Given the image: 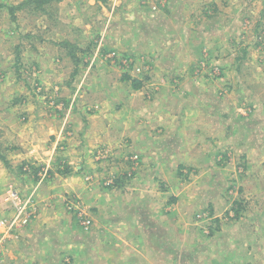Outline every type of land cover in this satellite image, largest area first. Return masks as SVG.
<instances>
[{"label":"rangeland","instance_id":"obj_1","mask_svg":"<svg viewBox=\"0 0 264 264\" xmlns=\"http://www.w3.org/2000/svg\"><path fill=\"white\" fill-rule=\"evenodd\" d=\"M22 1L0 0L6 5ZM74 1L75 4L65 1L55 3V20L35 10L31 4L16 11L14 19L5 7L0 8V148L1 154L6 157V162L0 159V245L11 237L9 233L13 227H9V222L15 217L16 209L14 193L23 199L29 191H34L36 184L31 180L33 177L41 181L38 186L44 192L64 190L67 186L70 190L81 189V182L74 178L78 177L76 166L82 164L88 168L86 172L91 171L89 185L100 193H109V183L115 175L128 172L122 182L114 180L117 187L113 191H129L128 194L137 195L133 210L128 212L129 221L137 223L143 230L141 234L150 246H155L160 238L154 230L160 231L159 227L163 226L157 220L158 213L153 210V205L158 211L169 209L171 213L176 212L175 226L179 225L180 229L172 237L178 255L175 264H192L187 258L190 245L192 248L201 246L199 257L212 253L216 248L211 249V245H216L218 250L228 252L230 257L239 258L241 264H264V0ZM49 12L52 14L53 11ZM205 13H208L206 17ZM62 19L63 23L54 28L53 24ZM122 20L126 21L124 31L120 30V23H116ZM154 25L155 36L148 34L149 28ZM107 27H111L112 38L108 46L112 42V52H107L105 36L102 45L98 42ZM174 29H177L176 37L171 38ZM157 33L163 38L159 39ZM61 36L63 39L70 36L67 38L73 41L74 37L78 38L76 49L79 54L76 55L74 50L76 75H72L75 68V65L71 66L73 61L71 64L67 62L66 66L62 60L57 65L51 58H45L47 53L60 56L61 51L55 48L52 40L59 42L63 40ZM123 38L136 41L128 48H122ZM140 38L147 40L137 42ZM165 45L170 47V51L192 47V57L180 52L179 64L186 62L187 66L196 67L189 74V68L183 71L188 78L173 82V85L160 86V81H154L156 75L151 73L150 66L153 59L157 62L161 60L158 54L161 49L164 51ZM86 48L93 53L86 55ZM60 49L62 52L70 51L69 47ZM107 55L111 57L107 58ZM16 57H21L19 70ZM33 71L36 72L34 75ZM169 76L165 74L163 77ZM131 80L142 82L138 91H150L152 97L147 93L144 96L149 97L147 100L151 97L158 107L148 118L161 114L158 125L162 126L160 123L167 117L164 115L166 105L177 113L175 116L181 114L184 118L183 124L187 127L176 130V121L167 127L169 133H175L170 136L174 137L177 145L176 149L165 153L162 160L165 168H170L171 174L165 179L171 182V186L160 179L148 180L152 179L148 174L143 175L142 180L138 179L141 163L147 160L145 147L134 155L121 153V149L111 151L105 147L106 140L110 138H83L75 135L73 130L75 119H70L83 116V109L89 115L100 114L116 109L120 100L129 95L135 98L143 96L136 90L131 92ZM118 81L121 85L115 83ZM108 83L111 89L106 86ZM42 84L46 87L43 92ZM194 84L195 90H192L190 86ZM114 85L117 87L113 88ZM198 85L201 86L199 89ZM58 86L60 89L54 91ZM195 96L204 102L198 103ZM30 98L44 103L48 98L55 103L65 100L67 104L62 103L61 113L70 114L66 120L71 123L69 127H66L65 121L61 123L50 119V115L54 114L47 113L45 105H42L44 118L49 120H38L35 127L29 126L28 118L24 116L29 111ZM130 100L135 104V99ZM70 101H74L73 106ZM183 104L185 108L178 111ZM199 107L202 116L193 121L194 116H199ZM157 120L151 121L157 125ZM193 122L201 123V129L206 131L201 133L202 137L197 142H192L193 147L187 148L189 144L182 136L190 135L189 126ZM104 123L101 121V124ZM6 130L33 131L30 141L34 144L22 139V147L14 148L16 154H3L4 145L11 143L5 137ZM154 130L163 136L160 132L163 127ZM205 133L211 134L216 143L207 144L203 140L207 138H204ZM171 155L177 160L170 158ZM88 183L83 184L86 198L92 193L87 189ZM65 194H68L65 204L76 211L70 210V214L78 224L86 219L90 220L89 226L92 222L98 224L88 206L81 208L80 199L73 193ZM223 195V201L216 200ZM37 196L41 195L36 194V200ZM101 198L103 206L97 211V215L101 216L99 219L104 216L119 220L123 209L122 196L114 197L110 193ZM237 204L242 206L243 211L235 218L233 209ZM43 214L38 206L35 216ZM217 226L219 230H216ZM203 234H208L209 238H202ZM20 235L18 229L14 230L15 241H24L20 240ZM134 237L130 235V240ZM80 239L85 244L95 242L97 238L83 231ZM98 241H102L100 236ZM59 245L54 246L56 250ZM26 246L29 248L25 250L26 256H32L34 243ZM23 250L18 248L22 253ZM2 254L0 247L3 263L7 259ZM15 254L19 255L18 252ZM52 258L57 262L55 255ZM221 259L223 256L206 264H224ZM147 262L161 264L151 255Z\"/></svg>","mask_w":264,"mask_h":264},{"label":"crops","instance_id":"obj_2","mask_svg":"<svg viewBox=\"0 0 264 264\" xmlns=\"http://www.w3.org/2000/svg\"><path fill=\"white\" fill-rule=\"evenodd\" d=\"M63 1L73 4L76 3L74 0H62L61 2ZM179 5H177V7H179ZM207 15L208 13H205V17ZM63 20L64 19L56 23L55 27L60 26L63 23ZM116 23H120L119 27L121 31L126 30V26H125L126 21L122 20ZM110 24H111V19H110ZM110 29L111 27H107L104 30L105 32H103L101 39L100 40L98 39L99 45H102L103 38L105 36L104 45L109 50L107 52L110 51L112 52L113 49L112 42H110L111 46H108L109 39L112 38ZM176 30L174 29V34L170 33L172 36L171 38L176 37L174 36L177 33ZM154 32H155V25L149 28L148 34H152L153 36H155L156 34H154ZM67 37H65L64 39H68L76 45L75 42H77L78 38L74 37V41H73ZM149 37H147V39ZM157 37L159 39L163 38L161 34H159ZM61 38L63 39V36H61ZM147 39L140 38L137 39V42H141V41L146 42ZM52 41L55 45V48L61 51V54L60 56H57V55H50L47 53V56L45 54V58L48 59L51 58L52 60L56 61L57 65L60 63V60H62L63 64H65L66 66L69 62L71 64L72 60L69 58L68 52L66 51L62 52V49H60L62 47L61 45L58 44L57 40L54 39ZM133 41L136 40L133 38H129V39L123 38L122 42L124 43L122 44L121 47L128 48ZM190 42L192 43V41ZM162 43L164 45V42ZM191 48L192 47H185L182 50L181 47H179L178 49L175 48L170 51V47L168 45H165L163 48L164 51H162L161 49L160 54H158L161 60L157 62L155 61V59L152 58L153 60L150 67H151V73L156 75V77H154L155 78L154 81L155 82L160 81L158 83V85L160 86L166 84L173 85V82L177 83L179 81L188 78V74L190 72L192 73L196 66H191L190 64L189 66H187L186 62L180 65L179 64L180 56H181L180 52H184V54L187 57L188 56L192 57L193 50ZM74 50L77 52L76 55H78L80 51L77 50L76 48H74ZM35 54L37 55V53ZM43 59L44 58H42V60ZM163 61H167L166 64H162ZM168 62H171L172 65ZM188 68H189L188 74L185 75L183 71L187 70ZM156 70H159L160 73L159 74L155 73ZM165 74H169L170 76L163 77ZM115 83L120 84L119 81ZM106 86L110 88L109 83ZM54 87H56V85ZM116 87L117 85L113 86V88ZM183 87L184 86H180L181 89H187ZM190 87L192 90H195V84L194 86L191 85ZM197 87L199 89V87L201 86L198 85ZM45 88L46 87L42 84L41 92L45 91ZM59 89L60 86H58V88H54V91H57ZM62 89H64V87ZM133 91L135 90H131V92ZM138 93L142 94L143 96L141 97L138 96V98H135V97H131L133 95H129L120 100L119 102L120 104L118 105L119 107H116V109L114 110L112 109L111 111L108 112H104L100 114L92 113L89 115L86 114L85 110L83 109L84 112L83 116H73V118L70 119V120L75 119V123L73 122L75 125L73 127V130L75 131V135H78L79 137H83V138L95 137V136L96 137L98 136V138L104 136L110 138L109 140H106V143L108 144L105 143V147L111 149V151L113 149H119V150L121 149L122 151L121 153L129 152L131 155H134L135 153H139L140 150L142 151L143 150L142 148L145 147L146 150L144 153L147 154V160L146 162L141 163V169H140L141 171L138 174L139 175L138 179L142 180L143 175L148 174L150 177H152V179H148V180L153 181L154 179H160L161 181H165L168 185H170L171 182L165 179L167 175L169 177L171 174L169 170L170 168L169 169L165 168L166 165L162 164V160L165 157L164 154L176 149L177 145L173 140L174 137L170 136V135H175V133L173 134L171 131L170 133L172 134H170L168 132L167 127L168 124H170L171 127V123H173L174 121H176L177 123L176 130L187 126H184L183 124L184 122L183 116L181 114L175 116L177 113L174 112V110L171 109L169 105H166L164 107L166 110L164 112V115H166L167 117L160 123L162 124V126L158 125L162 117L161 114L148 118L150 115L153 114L154 110L158 109L157 105L154 103V101L151 98L152 96L150 91L146 92L144 91V89H142L141 91H138ZM145 93H147L148 96H151L149 100H147L149 98L148 96H144L146 95ZM194 98L195 101H198V103L204 102L203 100H198L197 96H195ZM130 99H135L136 100L135 104H133L132 100ZM166 99L168 100V98ZM30 100L31 101L29 104V111L24 116V118H28L29 126L35 127L36 126L35 123L38 120L41 121L49 120L44 118L42 105L46 106V109L48 110L47 113L54 114L53 116L50 115V119H54L61 123H64L65 121L67 123L66 120H68L70 114L63 115V113H61L63 104L64 105L67 104L65 100H61V101L58 100V103H55L53 100H51V98L46 99L45 103L35 98H30ZM73 102L70 101V105H72ZM172 104H174V101ZM184 108L185 106L183 104L180 106L178 111H181ZM200 108L201 107H199L197 111L199 116H194L193 121L195 120L197 121L198 120L197 118L202 116L200 112L201 110ZM71 115L73 114L71 113ZM206 116L208 115L206 114ZM156 119H158L157 120L158 127H155L157 125H155L154 122L151 121ZM101 121L105 123L101 124ZM69 123L70 122H68L66 125L67 128L69 127ZM159 127H163L164 129V130H160L163 136H161L159 133H156L154 130L155 128H159ZM189 127H190L189 128L190 135L182 136L184 141L189 144L187 148L193 147L192 142H197L198 139L202 137L201 133H204L206 131L201 129V123L197 124L193 122V124H191ZM1 133L2 132H0V134ZM5 133H6L5 137L9 138L11 143L10 145L8 144L9 146L4 145L3 150H5V152L3 154L7 152L10 154H12L13 152V154H16L14 148L22 147L23 145V141H21L22 139L24 140L28 139L31 145L34 144L33 141H30L33 136V131L29 132L28 130H26L24 132L22 130H14V132H9L6 130ZM204 138H206V140L205 139L203 140L207 144L216 143V139L212 138L211 134L205 133ZM197 146L200 147L199 145ZM25 147L24 149H26ZM235 147L237 146L235 145ZM227 150H231V149H227ZM1 152L2 149L0 148V159L3 156L5 160L6 157L2 155ZM22 157L24 158V156ZM170 158H174V160H177L172 155L170 156ZM81 165L82 164H80V166H76L77 169L76 174H78V177L74 178L77 179V181L81 182V189L74 190V188H72V190H70V186L69 187L67 186L64 190L56 189L54 191L49 190L47 192H44V190L40 189L38 186L40 185L41 181L35 183L36 184L35 185L36 189L34 190L35 195L36 194L41 195V196H37L38 198L36 197L37 198L36 202L38 203L40 210L45 214L36 217L27 226L23 228L22 227L12 228V231L9 233L11 237L7 239L6 243L0 245L1 251L3 253L2 257L7 259V261L5 260V262L3 263L1 262L2 260L0 259V264H6V263L9 264H144V263L149 264V262L147 261L150 258V255L153 258L157 259L158 263L162 264L168 262V264H175L174 261L178 257V255L174 248L176 243L174 242L172 237L173 235H176L175 233H178L180 229L179 225L175 226L176 212L171 213L169 212L170 211L169 209L168 210L162 209L158 211L157 208L155 207V204L153 205V210L158 213L157 220H160L163 223V226L161 227L163 229L159 227L160 231L154 230V234H156L160 238L157 244L152 247L150 246V242L144 240L143 235L141 234L143 233V230L142 231L140 230L139 226L136 225L137 223H134L133 221H129L128 212L130 210H133L135 206V202L137 201L136 198L137 195H134L133 193L128 194L129 191H127L126 193L125 192L118 193L117 191H113L114 190L113 188H115L116 186L114 180L115 182L118 180L119 182L120 181L122 182V180L126 179L125 177H127L128 172L127 171L126 173L123 172L121 176L115 175L113 180H111L110 182L111 186L108 187L110 189L109 193H104V192L100 193L98 192V190H95L93 185L91 184L89 185L88 183V176L89 174H91V171L86 172L88 168L84 167V165L82 166ZM60 180H58L59 183ZM85 183H88V185H86L87 189L92 191L90 196H88L87 198L85 197L86 187L85 188L83 187V184ZM159 184L160 183L158 182V185ZM65 193H73L75 197L80 199V202L82 201L81 208L88 206V209L89 208L91 209L92 218H96L98 220V224H94V222H92L91 223L92 226H88V228L86 229L82 226V224L81 225L78 224V222L74 219V216L70 214L71 213L70 210L73 209L69 207L68 204H65V198L66 196H68V194ZM110 193L114 197L122 196L123 198L122 199L123 209L121 212L122 216L120 215L121 218L119 220L117 217L112 220L108 217L104 218V216L103 219L100 220L99 218L101 216L97 215V211L99 209L101 210L103 206L101 197L102 196L107 197L109 196ZM42 196L44 197L43 199L41 198ZM163 196L165 199H168L166 198L165 193H163ZM223 197L224 195L220 198L217 197L216 200L220 199L223 201ZM117 200L121 202L120 199ZM172 203H174V201ZM224 203L226 204V202ZM74 206H77V204H75ZM125 211H127V213L123 215ZM73 212L76 211L73 210ZM233 213L235 217L234 210ZM155 216H157V214ZM174 227H175V231H174ZM15 228L21 232L20 240H24L26 243L24 241H15L13 237L14 230L16 231ZM219 229L220 228L217 226L216 230ZM83 231L84 232L86 231V233L89 232L94 234L97 239L100 236L102 238V241L96 242L97 241L96 239L95 242L83 244L82 243L83 240L80 239V237L83 235ZM130 235H135V237L130 240ZM207 235L203 234L202 238L205 239L209 238L207 237ZM164 242H166L165 245ZM31 243H34L35 245V248H33L32 256H26L25 250L26 248L29 249L26 245L27 244L29 245ZM57 243H60V245L56 250L54 246ZM212 247L216 249H213L212 253H210L209 255H214L215 257H209V255L207 254L203 258V257H199L201 246H196L192 248V246L190 245V247L188 248L190 251L188 250L189 252L187 257L189 259V262L192 264H206L207 261L208 263H213L214 261L219 260L220 256H223V259H221L220 262L223 261L224 264H241L239 262V258H237L236 256L230 257V255H228V252L224 253L223 251L218 250L219 247H217L216 245L213 246L211 245V249ZM18 248H24L23 253L21 251H18ZM250 248L252 249V247ZM210 251L211 250H209L208 253ZM16 252H18L19 255H16L15 254ZM5 255H7V257H5ZM52 255L56 256L57 262H54L55 260L52 258ZM216 264H218V262Z\"/></svg>","mask_w":264,"mask_h":264},{"label":"trees","instance_id":"obj_3","mask_svg":"<svg viewBox=\"0 0 264 264\" xmlns=\"http://www.w3.org/2000/svg\"><path fill=\"white\" fill-rule=\"evenodd\" d=\"M61 1L62 0H23L22 2H19L18 4H15V5H13V4H7L6 5V4H1V2H0V8L5 7L9 11L10 17L12 19H14V17H15L14 15H15V12L16 11L20 10L22 7H24V5L31 4V5L34 6L35 10H38V11H40L42 13H46V14L50 15V18L51 19L55 20V17H56L55 13L57 12V10H56V7L54 5H55V3L61 2ZM95 1H97V0H95ZM102 1L105 2V0H102ZM212 4L214 5V3H212ZM49 11H53L52 14H50ZM55 25L56 24H53V27H55ZM24 36L26 37V35H23V37ZM20 41H22V39ZM58 44L61 45V47H69V50L70 51H68V55H69V58L73 61V63H72L71 66H74L75 65L74 63H77V62H75L76 61V58H75V52H74V48H76V45L75 44H72V42L70 40H68V39H64V40L58 42ZM92 53H93V51H92ZM92 53H90V49L89 48H86V50H85V54L86 55H90ZM17 57H16L15 60H17V62H19V65L17 67V70H19V68L22 66L21 61H20L21 60V57H19V58H17ZM237 59L238 60L241 59V58H239V55H237ZM74 67L75 68H74V70L72 72V75H76L78 73L77 72L76 65ZM23 68L24 67H22V69ZM35 73L36 72L33 71L32 74L34 75ZM131 85H132V90H140L141 87H142V82H137L136 80H131ZM67 100H69V99H67ZM1 159H3V161L6 162V160H4V157L3 156L1 157ZM19 169H21V168H19ZM31 180L35 184L38 181V178H34L33 177ZM109 186H111L110 183H109ZM32 192H34V191L33 190L31 192L29 191L28 192V195L30 193H32ZM35 196L36 195H35V192H34V197ZM34 197H32V199H33L34 204H35L36 213L33 216H31L32 219L30 218L31 220L29 219V221H32L33 219H35L36 218L35 215H37V213H38V205H37L36 199ZM242 209H243L242 206H240L238 204H237V206L234 207L233 210L235 212V218H237L239 212H242L243 211ZM27 225H25V226H27ZM25 226H22V228L25 227Z\"/></svg>","mask_w":264,"mask_h":264},{"label":"built area","instance_id":"obj_4","mask_svg":"<svg viewBox=\"0 0 264 264\" xmlns=\"http://www.w3.org/2000/svg\"><path fill=\"white\" fill-rule=\"evenodd\" d=\"M110 58L111 55H107ZM14 198L16 199V209L15 217L10 220L9 227H22L29 224V219L36 213V208L32 197H34V192L27 195L25 198H20L17 193H14ZM15 203V201H13ZM32 219V218H31ZM30 219V220H31ZM90 225V220L86 219L82 226L86 229Z\"/></svg>","mask_w":264,"mask_h":264}]
</instances>
